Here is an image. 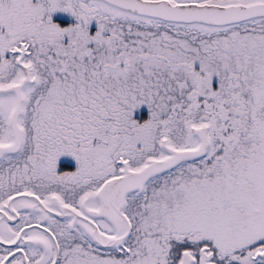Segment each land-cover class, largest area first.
<instances>
[{"label": "snow or ice", "instance_id": "1", "mask_svg": "<svg viewBox=\"0 0 264 264\" xmlns=\"http://www.w3.org/2000/svg\"><path fill=\"white\" fill-rule=\"evenodd\" d=\"M0 264H264V0H0Z\"/></svg>", "mask_w": 264, "mask_h": 264}]
</instances>
